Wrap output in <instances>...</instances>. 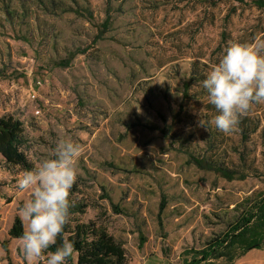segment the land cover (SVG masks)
<instances>
[{
  "label": "rangeland",
  "instance_id": "374dc122",
  "mask_svg": "<svg viewBox=\"0 0 264 264\" xmlns=\"http://www.w3.org/2000/svg\"><path fill=\"white\" fill-rule=\"evenodd\" d=\"M52 1L0 0V116L23 122L35 166L62 138L83 145L77 182L91 207L82 219L104 225L129 264H183L228 229L235 203L264 190V105L247 114L259 128L244 142L238 128L225 135L200 125L201 85L184 98L194 62L207 74L230 41L264 38V9L240 0H54L77 10L65 13ZM192 154L246 177L228 181L191 164ZM22 172L0 155V264H26L8 235L28 198L16 187ZM103 186L129 217L101 199ZM260 254L236 264H264Z\"/></svg>",
  "mask_w": 264,
  "mask_h": 264
},
{
  "label": "clouds",
  "instance_id": "9594fccd",
  "mask_svg": "<svg viewBox=\"0 0 264 264\" xmlns=\"http://www.w3.org/2000/svg\"><path fill=\"white\" fill-rule=\"evenodd\" d=\"M201 86L217 114L207 122L201 119L200 125L210 124L225 135L232 134L242 116L264 105V38L230 41ZM84 150L73 139L62 138L48 158L17 178L18 191L28 194L17 212L24 226L18 247L26 264H68L75 255L74 244L64 231L70 220V190L77 181ZM60 237L62 244L49 251Z\"/></svg>",
  "mask_w": 264,
  "mask_h": 264
},
{
  "label": "trees",
  "instance_id": "16d2710c",
  "mask_svg": "<svg viewBox=\"0 0 264 264\" xmlns=\"http://www.w3.org/2000/svg\"><path fill=\"white\" fill-rule=\"evenodd\" d=\"M182 2L188 0H180ZM209 7H216L218 3L229 0H203ZM240 0L244 5H252L260 10L264 9V0ZM62 12L77 11L73 8H64L61 1H52ZM112 25L111 17L108 16L103 23L102 30L97 35L95 44H97L104 34L105 29ZM71 58L66 61L69 66ZM193 70L190 73L189 81L185 83L184 98H191L190 94L193 84L201 85L206 78L204 72H200L199 63L194 62ZM1 73V69H0ZM206 113L203 118L207 122L216 113L214 107L205 104ZM214 130L213 126L206 124V129ZM259 124L252 120L251 116H242L238 129L244 142L248 141L250 135L255 134ZM206 140V138H204ZM28 144L25 135L24 124L21 120L12 116H0V155L4 158L8 166L20 167L23 171L31 170L35 165L28 159L24 148ZM213 147V142H210ZM199 154L189 155L190 163L200 169L212 171L219 174L228 181L236 179H245L246 175L240 170L226 166L215 159L200 158ZM88 174L90 172L87 170ZM241 173V175H240ZM91 175V174H90ZM101 199L107 201L112 207L115 215L130 216L129 211L115 204L114 199L105 186ZM70 220L65 226L64 235L74 244L75 255L71 257L68 264H129L127 253L123 245L108 231V229L97 221L85 222L82 217L85 216L91 207L88 202V196L82 190L80 184L76 181L69 196ZM166 201L161 204L160 212L164 211ZM234 217L228 222V229L220 234L211 237L200 250L187 251V257L183 264H236L238 260L246 256L253 250H264V190L247 196L243 200L234 204L231 210ZM24 226L19 217H16L12 227L9 230V239L18 240L22 235ZM62 237L58 238L57 244L53 245L49 251H55L62 244ZM9 240L4 242V247L8 253Z\"/></svg>",
  "mask_w": 264,
  "mask_h": 264
},
{
  "label": "crops",
  "instance_id": "0c3cea01",
  "mask_svg": "<svg viewBox=\"0 0 264 264\" xmlns=\"http://www.w3.org/2000/svg\"><path fill=\"white\" fill-rule=\"evenodd\" d=\"M264 250H253L252 252H254L255 253V255L257 254V255H261L260 253L261 252H263ZM259 253V254H258ZM254 255V256H255ZM264 255V254H263ZM241 264H243L244 262H240Z\"/></svg>",
  "mask_w": 264,
  "mask_h": 264
},
{
  "label": "built area",
  "instance_id": "2783aa9c",
  "mask_svg": "<svg viewBox=\"0 0 264 264\" xmlns=\"http://www.w3.org/2000/svg\"><path fill=\"white\" fill-rule=\"evenodd\" d=\"M34 98H36V96H35V95H33V99H34ZM37 114H40V111H37Z\"/></svg>",
  "mask_w": 264,
  "mask_h": 264
}]
</instances>
